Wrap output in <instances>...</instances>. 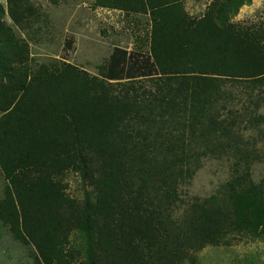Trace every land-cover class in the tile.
Here are the masks:
<instances>
[{"label": "trees", "instance_id": "trees-1", "mask_svg": "<svg viewBox=\"0 0 264 264\" xmlns=\"http://www.w3.org/2000/svg\"><path fill=\"white\" fill-rule=\"evenodd\" d=\"M245 1L214 0L196 18L181 0H139L150 54L115 48L103 79L67 63L32 69L0 6V221L35 264H182L209 245L264 237V179L253 180L258 158L241 127L264 121L246 113L264 106V30L231 22ZM7 13L26 32L42 18L31 0H7ZM208 158L229 159L231 179L184 204L182 187ZM69 172L93 200L67 195ZM75 231L83 253L69 248Z\"/></svg>", "mask_w": 264, "mask_h": 264}, {"label": "rangeland", "instance_id": "rangeland-1", "mask_svg": "<svg viewBox=\"0 0 264 264\" xmlns=\"http://www.w3.org/2000/svg\"><path fill=\"white\" fill-rule=\"evenodd\" d=\"M138 1L124 4V0H31L42 18L27 32L14 25L7 13V0H0V6L6 11L4 20L29 43L32 69L38 70L44 64L67 63L90 76L103 79L115 48L137 52L141 57L150 54V12L135 7ZM181 1L190 16L199 18L214 0ZM231 22L250 30H264V0H246L231 17ZM141 57L140 60L143 59ZM247 98L246 93L241 94L244 103ZM241 100L235 101V107L245 112ZM249 106L247 114L264 115V106L257 113L253 105ZM244 119L246 121L241 127L249 129L242 134L249 144L250 153L258 158L252 176L255 183H259L264 179V121L250 127L247 118ZM232 175L229 159H205L192 181L182 187L184 204L216 195ZM63 183L67 195L73 199L84 201L95 197L93 188L76 173H66ZM6 184L0 168V201L4 198ZM83 247V234L75 231L69 248L83 253ZM0 264H35V249L16 240L9 226L1 221ZM182 264H264V237L237 236L229 245H209Z\"/></svg>", "mask_w": 264, "mask_h": 264}, {"label": "crops", "instance_id": "crops-1", "mask_svg": "<svg viewBox=\"0 0 264 264\" xmlns=\"http://www.w3.org/2000/svg\"><path fill=\"white\" fill-rule=\"evenodd\" d=\"M2 116V114L0 113V117Z\"/></svg>", "mask_w": 264, "mask_h": 264}]
</instances>
